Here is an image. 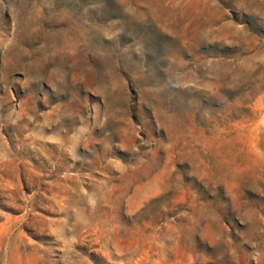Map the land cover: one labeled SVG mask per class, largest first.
<instances>
[{"label":"rangeland","instance_id":"obj_1","mask_svg":"<svg viewBox=\"0 0 264 264\" xmlns=\"http://www.w3.org/2000/svg\"><path fill=\"white\" fill-rule=\"evenodd\" d=\"M0 264H264V0H0Z\"/></svg>","mask_w":264,"mask_h":264}]
</instances>
